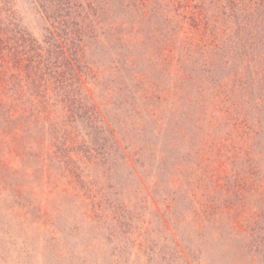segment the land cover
I'll list each match as a JSON object with an SVG mask.
<instances>
[{"label":"rangeland","instance_id":"rangeland-1","mask_svg":"<svg viewBox=\"0 0 264 264\" xmlns=\"http://www.w3.org/2000/svg\"><path fill=\"white\" fill-rule=\"evenodd\" d=\"M8 2L41 41L54 13ZM147 6L159 24L142 27L144 45L96 32L47 114L0 107V264H264V7L251 47L235 38L175 64V44L161 69L159 34L178 18Z\"/></svg>","mask_w":264,"mask_h":264},{"label":"trees","instance_id":"trees-1","mask_svg":"<svg viewBox=\"0 0 264 264\" xmlns=\"http://www.w3.org/2000/svg\"><path fill=\"white\" fill-rule=\"evenodd\" d=\"M83 2L91 18L76 12L75 7H79V4H74V0H35L44 18L46 11L54 13L52 24L46 29L47 35L38 41L40 39H33L17 25L15 17L17 11L8 7L11 6L8 0H0V62L15 64V69L10 75L0 72V107L6 109V114L3 113L5 116L2 118L8 115L10 119L19 117V120L31 121L38 114H47L46 104L53 100L55 90L62 89V85L68 84V81L75 77L80 79V74L76 70L78 65L75 63L79 61L80 64L83 63V50L87 41L96 36V32H101L102 36H117L120 40H125L126 43L120 45L123 49L143 46L144 40L140 34L142 27L147 25L148 21L154 28L159 24V18L153 22V16L148 14V4H154L151 10L159 12L162 16H165L164 13L173 12L175 20L178 18L174 28L159 34L162 35L159 44L166 53L159 59L157 57L151 65H154L153 68L156 66L161 69L174 60L171 53L176 50L175 44L183 51V56L178 53L175 64L184 63L186 61L184 56L190 55L188 52L193 54L200 51L201 58L210 52L219 54L223 46L224 50L229 52L234 47L227 44L233 43L235 38L242 41L241 45L249 44L251 47L252 26L255 25L252 24V11L264 7V0H126V3L124 0H83ZM70 7L73 8V12L68 10ZM112 8L122 10L126 8L129 17L124 20L111 16L106 20ZM1 12L4 15H1ZM87 20L88 22H85ZM248 27L251 28L246 32L249 37L244 36ZM130 52L132 53L131 50ZM7 55L9 58L2 60ZM260 69L264 71V68ZM64 94L66 95V90ZM71 95L72 89L67 92L65 98L67 105H70L69 111L73 110L74 101L69 102Z\"/></svg>","mask_w":264,"mask_h":264}]
</instances>
